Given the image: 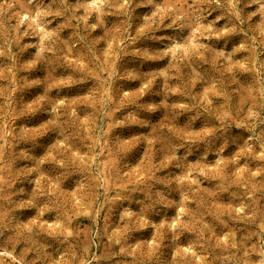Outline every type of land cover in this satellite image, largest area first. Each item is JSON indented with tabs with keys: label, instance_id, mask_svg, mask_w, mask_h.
<instances>
[{
	"label": "rangeland",
	"instance_id": "374dc122",
	"mask_svg": "<svg viewBox=\"0 0 264 264\" xmlns=\"http://www.w3.org/2000/svg\"><path fill=\"white\" fill-rule=\"evenodd\" d=\"M0 264H264V0H0Z\"/></svg>",
	"mask_w": 264,
	"mask_h": 264
}]
</instances>
